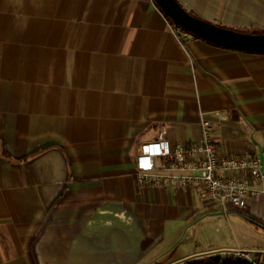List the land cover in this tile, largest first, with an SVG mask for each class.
<instances>
[{
    "label": "crops",
    "instance_id": "obj_1",
    "mask_svg": "<svg viewBox=\"0 0 264 264\" xmlns=\"http://www.w3.org/2000/svg\"><path fill=\"white\" fill-rule=\"evenodd\" d=\"M177 1L203 20L264 31V0ZM204 122L221 153L264 156L263 53L179 34L153 0H0V264L212 255L195 231L260 216L261 195L235 210L202 187L137 177L144 145L200 142ZM163 160L172 156L155 158V172ZM251 185L262 193L264 177Z\"/></svg>",
    "mask_w": 264,
    "mask_h": 264
},
{
    "label": "built area",
    "instance_id": "obj_2",
    "mask_svg": "<svg viewBox=\"0 0 264 264\" xmlns=\"http://www.w3.org/2000/svg\"><path fill=\"white\" fill-rule=\"evenodd\" d=\"M203 138L188 146L176 144L170 151L164 142L149 143L142 147V162L138 165V180L145 184H167L171 187L192 185L202 189L210 201L235 210H244L248 197L257 198L260 192L251 181L263 177L257 158L228 156L219 151L211 139L209 126L202 124ZM172 156L159 164L161 172H155L154 159ZM174 170L182 173H174ZM195 172V173H194ZM215 256L216 254H212ZM210 256V255H209ZM221 258L248 261L261 264L260 260L247 250L226 251L217 254Z\"/></svg>",
    "mask_w": 264,
    "mask_h": 264
},
{
    "label": "water",
    "instance_id": "obj_3",
    "mask_svg": "<svg viewBox=\"0 0 264 264\" xmlns=\"http://www.w3.org/2000/svg\"><path fill=\"white\" fill-rule=\"evenodd\" d=\"M160 11L183 31L226 49L263 53L264 32L241 31L190 14L177 0H153ZM259 171L264 177V156L259 153Z\"/></svg>",
    "mask_w": 264,
    "mask_h": 264
},
{
    "label": "rangeland",
    "instance_id": "obj_4",
    "mask_svg": "<svg viewBox=\"0 0 264 264\" xmlns=\"http://www.w3.org/2000/svg\"><path fill=\"white\" fill-rule=\"evenodd\" d=\"M260 191H262L259 200L261 205L260 216L257 215L256 211L248 214L241 213L239 216L230 214L232 215L230 219L225 217L216 221L208 220L202 225L204 227L202 232L195 231V234L199 235V240L203 242V246L206 249H212L209 251H214L213 254L217 255L223 254L226 251L241 250L238 248L246 246L252 249L249 251H253L254 255L256 252H259L264 256V190L261 189ZM231 211L235 212V210ZM217 230L219 234H217ZM193 235L194 231L191 229L184 243L190 242L193 239ZM219 247L226 248L221 249Z\"/></svg>",
    "mask_w": 264,
    "mask_h": 264
},
{
    "label": "trees",
    "instance_id": "obj_5",
    "mask_svg": "<svg viewBox=\"0 0 264 264\" xmlns=\"http://www.w3.org/2000/svg\"><path fill=\"white\" fill-rule=\"evenodd\" d=\"M158 7V6H157ZM190 14L194 15L193 13H191L190 11H188ZM165 16V15H164ZM166 17V16H165ZM166 19L169 21L170 25L174 28L175 31H177L179 34L180 32H185L182 29H180L179 27L175 26L171 20L169 18L166 17ZM231 28V27H230ZM235 30H240L237 28H232ZM243 31V30H241ZM253 32H264L263 30H253ZM192 35V34H191ZM195 38H198L194 35H192ZM200 39V38H199ZM183 264H249L248 261L244 260V261H240V260H235L233 258H221L219 256H213V255H208V256H204L202 258H193V259H188L185 262H183Z\"/></svg>",
    "mask_w": 264,
    "mask_h": 264
}]
</instances>
